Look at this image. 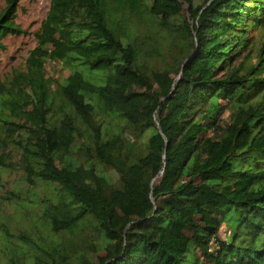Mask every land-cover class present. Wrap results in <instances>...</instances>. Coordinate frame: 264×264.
<instances>
[{
    "label": "trees",
    "instance_id": "16d2710c",
    "mask_svg": "<svg viewBox=\"0 0 264 264\" xmlns=\"http://www.w3.org/2000/svg\"><path fill=\"white\" fill-rule=\"evenodd\" d=\"M21 1L0 54L26 34ZM36 41L0 81V179L22 172L30 195L0 205L101 240L46 249L0 225L17 240L0 264H264V0H51Z\"/></svg>",
    "mask_w": 264,
    "mask_h": 264
},
{
    "label": "rangeland",
    "instance_id": "374dc122",
    "mask_svg": "<svg viewBox=\"0 0 264 264\" xmlns=\"http://www.w3.org/2000/svg\"><path fill=\"white\" fill-rule=\"evenodd\" d=\"M5 5L6 0H0V12L5 8ZM50 6L51 0H22L19 3L16 22L26 34L9 36L3 41L5 49L0 54V81L8 82L14 74L26 71L30 52L37 46L36 33L46 19ZM161 66L163 64L159 65V67ZM79 69L85 71L84 68L80 67ZM46 71L48 76L54 77L59 84L64 83L70 75L69 71L51 63L47 65ZM110 122L112 127L119 132H122L127 126L125 120L117 117H113ZM135 159L136 157H133V161ZM109 174L114 179L117 178L114 172H109ZM0 184L4 186L0 188V196L6 197L11 192L18 193L21 198H27L30 195L22 172L7 173L0 179ZM37 191H39L40 196L45 193L43 188H38ZM37 213L39 212L37 211ZM0 225L4 226L14 237L19 236L21 233L29 235L32 232L34 234L38 233L41 238L40 241L36 239L35 235L32 237L37 240L40 246L46 249H49V245L57 246L61 249L69 248L70 245H73L74 247L71 249H76L74 251L83 249V251L94 254L99 251L98 247L100 246L101 238L99 232L93 227L83 224L76 228L72 234L66 233L57 238L44 232L41 222L33 209L26 212L18 208H5L0 205ZM9 241L7 242L4 237L0 236V250L4 257H13L12 254L16 251L14 246L17 244L16 238H11Z\"/></svg>",
    "mask_w": 264,
    "mask_h": 264
}]
</instances>
